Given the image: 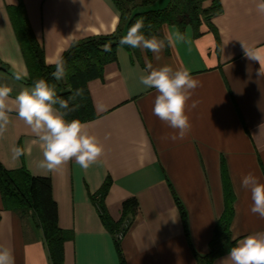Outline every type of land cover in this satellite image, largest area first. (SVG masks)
Wrapping results in <instances>:
<instances>
[{
  "label": "crops",
  "instance_id": "crops-1",
  "mask_svg": "<svg viewBox=\"0 0 264 264\" xmlns=\"http://www.w3.org/2000/svg\"><path fill=\"white\" fill-rule=\"evenodd\" d=\"M217 1L220 10L198 30L190 24L161 26L157 37L179 30L185 39L167 46L159 60L150 51L126 46L118 54L117 44L116 59L88 83L96 116L83 123L104 153L87 170L74 160L51 172L40 168L37 138L15 112L10 114L0 137V165L50 179L58 226L67 236L63 264H197L195 253L209 251L224 211L222 163L235 195L232 240L264 231V219L251 213L250 192L241 186L250 172L264 182V15L256 10L257 0ZM169 2L155 0L136 11L163 9ZM213 2L204 0L202 7ZM18 13L30 25L47 65L74 42L118 29L126 33L112 0H0V85L12 87L13 98L31 85L12 18ZM147 62L185 69L200 83L188 101L192 127L183 139L172 140L175 130L152 113L155 90L139 84ZM13 147L24 150L18 161ZM106 180L109 226L93 200ZM130 198L137 207L123 221L122 204ZM120 231L124 236L118 241ZM0 245L13 249L15 264H52L37 220L7 209L1 189Z\"/></svg>",
  "mask_w": 264,
  "mask_h": 264
},
{
  "label": "clouds",
  "instance_id": "clouds-1",
  "mask_svg": "<svg viewBox=\"0 0 264 264\" xmlns=\"http://www.w3.org/2000/svg\"><path fill=\"white\" fill-rule=\"evenodd\" d=\"M256 10L264 15V0H257ZM144 27L143 19H138L131 25L119 40L118 54L124 53V46H127L141 52L150 51L155 59L159 60L160 54L167 46L174 42H183L185 39L179 30L163 39L156 35L146 36L142 31ZM105 50L111 49L106 47ZM262 72L264 65L260 67V73ZM51 75L57 82L65 81L68 77L66 61L62 58L55 61ZM22 79V76L15 75V80ZM139 84L145 90H155L152 113L175 130L176 134L170 138L183 139L191 131V121L187 114L188 101L200 86L199 81L185 69H174L167 64L154 67L151 62H147L139 75ZM70 91L71 94L65 99L57 94L55 84L41 78L33 80L30 86L23 87L13 98V88L6 84L0 85V137L11 123L10 114L15 112L42 148L43 160L39 164L40 168L51 172L74 160L78 166L87 170L102 156L104 146L85 130V123L79 119L66 118L80 107L78 101L84 99L82 87ZM195 106L196 103L193 102L191 107ZM11 151L13 159L17 161L24 154L20 147H13ZM241 186L250 192L251 213L264 219V182L250 172L242 176ZM233 239L234 245L229 248L227 256L222 258L219 264H264V231ZM0 264H15L11 247L0 245Z\"/></svg>",
  "mask_w": 264,
  "mask_h": 264
},
{
  "label": "trees",
  "instance_id": "trees-1",
  "mask_svg": "<svg viewBox=\"0 0 264 264\" xmlns=\"http://www.w3.org/2000/svg\"><path fill=\"white\" fill-rule=\"evenodd\" d=\"M112 1L121 13L126 33L138 19H143L145 27L142 31L146 36L156 35L165 23L177 25L181 29L190 24L198 30L202 22H208L210 17L220 10L217 0H214L209 8L202 7L204 0H170L163 9L143 12H137L136 9L150 5L155 0ZM12 18L28 66V83L32 84V81L36 79H45L50 84H55L57 94L65 99L71 94V89L82 87L84 99L78 101L80 107L66 118L69 120L79 119L81 122L94 118L96 112L88 83L101 76L105 64L116 59V46L122 37L121 29H118L117 33L113 35L89 37L72 43L61 56L66 61L68 77L64 83H59L51 75L54 65L45 63L43 50L26 18L20 13L13 14ZM106 47L111 50L106 51ZM130 50L138 52V49ZM221 176L224 211L217 219L213 237L209 242V251L204 255L195 253L197 264H213L216 258L227 254L229 248L235 243L230 231L234 216L235 195L225 163L221 165ZM109 184L110 181L106 180L101 190L93 196L95 204L99 207L100 215L108 226L110 220L103 201ZM0 189L4 206L7 209L17 211L22 216L32 215L37 220V224L43 231L52 264H63L64 242L67 236L58 226L57 206L52 197L50 179L32 176L24 169L9 171L0 165ZM136 207L135 198L123 202V221H126L129 215L135 212ZM117 228L113 225L111 231L115 233Z\"/></svg>",
  "mask_w": 264,
  "mask_h": 264
},
{
  "label": "built area",
  "instance_id": "built-area-1",
  "mask_svg": "<svg viewBox=\"0 0 264 264\" xmlns=\"http://www.w3.org/2000/svg\"><path fill=\"white\" fill-rule=\"evenodd\" d=\"M123 236H124L123 231H120V232H118V233L116 234V239L119 241V240H121V239L123 238Z\"/></svg>",
  "mask_w": 264,
  "mask_h": 264
}]
</instances>
